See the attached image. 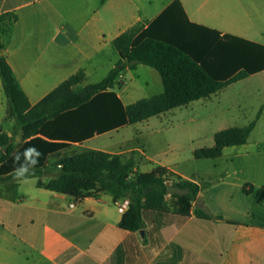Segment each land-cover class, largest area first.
Segmentation results:
<instances>
[{"label":"crops","instance_id":"crops-1","mask_svg":"<svg viewBox=\"0 0 264 264\" xmlns=\"http://www.w3.org/2000/svg\"><path fill=\"white\" fill-rule=\"evenodd\" d=\"M174 1L0 0V16L13 20L3 36V55L35 105L80 71L85 74L83 85L100 71L110 72L120 60L115 41L133 28H147ZM179 1L192 23L264 46V0ZM119 78L116 88L122 92L115 91L123 102L127 88ZM13 128L0 78V131L13 136ZM97 137L51 156L41 177L0 184V264H264V165L254 166L253 176L209 182L192 179L143 152L153 166L140 172L136 162L133 177L164 167L210 186L200 192L190 216L178 214L168 195L167 210H146L144 228L132 232L120 228L125 212L116 201L123 199L110 193L78 198L46 189L58 174L54 162L77 154L74 148ZM125 142L88 151L136 161L140 150L118 146ZM9 185L21 193L10 195ZM197 209L214 218L198 217Z\"/></svg>","mask_w":264,"mask_h":264},{"label":"trees","instance_id":"trees-1","mask_svg":"<svg viewBox=\"0 0 264 264\" xmlns=\"http://www.w3.org/2000/svg\"><path fill=\"white\" fill-rule=\"evenodd\" d=\"M12 22L9 15L0 16V78L8 118L15 122L14 133H23V144L17 148L14 137L0 131V184L41 177L49 158L71 144L209 98L264 71V46L192 23L181 2L175 0L147 28H133L115 41L120 60L102 82L83 86L85 74L80 71L32 105L3 55V36ZM139 65L160 74L164 91L125 106L115 91L117 79L127 68ZM258 119L259 115L246 127L218 132L215 146L196 150L194 157L216 159L226 148L247 144ZM32 148L39 151L38 159ZM135 166L134 157L124 159L102 150L64 155L54 162L58 174L46 189L78 198L110 193L117 200L128 199L129 209L120 228L134 232L144 228L146 210H167L169 187L187 191L172 194V206L178 214L190 216L192 204L210 186L185 180L164 167L133 177ZM195 213L214 218L202 209Z\"/></svg>","mask_w":264,"mask_h":264},{"label":"rangeland","instance_id":"rangeland-1","mask_svg":"<svg viewBox=\"0 0 264 264\" xmlns=\"http://www.w3.org/2000/svg\"><path fill=\"white\" fill-rule=\"evenodd\" d=\"M108 74L106 69L100 71L90 76L83 86L100 83ZM119 80L127 88L126 94H122L123 102L127 105L164 91L160 74L154 68L144 65L134 70H125ZM115 90L122 92L117 88ZM258 115L260 119L248 145L229 147L217 159L197 160L194 157L196 150L215 146L218 132L233 127H246ZM3 128L9 129V124L5 123ZM12 135L14 143L19 146L22 143L20 132L15 134L13 128ZM124 140L127 142L118 146L140 150L136 154L140 172H146L153 166L145 159L144 152L156 162L195 180L219 182L253 176L256 173L253 167L264 165V72L233 83L209 98L130 125L119 132L101 135L74 148V151L82 153L89 148H105ZM7 189L13 196L21 193V189L13 185L7 186ZM170 199L173 204L175 199L172 195Z\"/></svg>","mask_w":264,"mask_h":264},{"label":"built area","instance_id":"built-area-1","mask_svg":"<svg viewBox=\"0 0 264 264\" xmlns=\"http://www.w3.org/2000/svg\"><path fill=\"white\" fill-rule=\"evenodd\" d=\"M116 204L122 212H126L129 209L130 201L128 199H123L122 201L118 200L116 201ZM71 207H74V204L71 205Z\"/></svg>","mask_w":264,"mask_h":264},{"label":"water","instance_id":"water-1","mask_svg":"<svg viewBox=\"0 0 264 264\" xmlns=\"http://www.w3.org/2000/svg\"><path fill=\"white\" fill-rule=\"evenodd\" d=\"M168 193L169 194H186L187 191L181 190L180 188L177 187H169L168 188ZM142 235H144V232L142 231Z\"/></svg>","mask_w":264,"mask_h":264},{"label":"clouds","instance_id":"clouds-1","mask_svg":"<svg viewBox=\"0 0 264 264\" xmlns=\"http://www.w3.org/2000/svg\"><path fill=\"white\" fill-rule=\"evenodd\" d=\"M32 150H33V155L38 159V157H39V155H40L39 151L36 150L35 148H32ZM27 152H28V150H26V153H27Z\"/></svg>","mask_w":264,"mask_h":264}]
</instances>
